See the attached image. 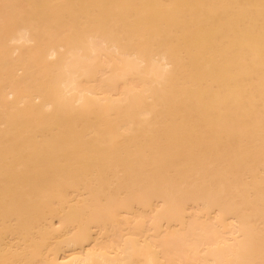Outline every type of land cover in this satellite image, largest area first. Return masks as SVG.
Here are the masks:
<instances>
[{"label":"bare ground","instance_id":"1","mask_svg":"<svg viewBox=\"0 0 264 264\" xmlns=\"http://www.w3.org/2000/svg\"><path fill=\"white\" fill-rule=\"evenodd\" d=\"M0 264H264V0H0Z\"/></svg>","mask_w":264,"mask_h":264}]
</instances>
